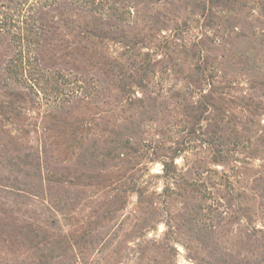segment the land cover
<instances>
[{"label": "rangeland", "instance_id": "1", "mask_svg": "<svg viewBox=\"0 0 264 264\" xmlns=\"http://www.w3.org/2000/svg\"><path fill=\"white\" fill-rule=\"evenodd\" d=\"M20 1L26 10L36 0ZM109 2H115L118 16L103 28L119 43L75 51L66 26L53 34L50 44L43 43L45 64L56 73L75 81L88 79L108 91L76 101L63 94L59 103L50 105L56 106L55 119L44 120L45 101L34 99L22 126H0V139L18 149L43 141L49 166L58 168L59 175L70 174L67 184L44 181L45 190L51 187V196L68 190L71 198L69 222L63 216L58 219L60 233L47 227L29 202L13 204V198L0 191V264L49 261L46 233L48 238L72 235L71 248L53 253L59 258L51 264L58 259L70 264H264V0ZM45 11L50 13L40 18L48 25L59 19L92 25V15L82 7L66 4ZM125 45L133 49L126 53ZM12 51L9 39L1 38L0 61ZM145 55L152 72L127 84L126 92L118 88L115 76L106 77L103 57L118 58L130 68L132 60L140 63ZM69 83L57 82L64 93ZM204 95H210L206 111L194 122ZM130 120L144 121V139L181 150L176 168L187 180L197 181L198 191L177 183L169 185L173 194L162 193L166 181L153 177L162 175L165 149L141 159L129 154L121 158L127 162L114 160L102 171L78 162L81 139L105 135L113 124L124 126ZM91 121L93 126H87ZM35 123L38 134L33 132ZM40 125L47 128L44 133ZM193 126L196 134L189 143L187 132ZM217 135L224 137L221 143L214 142ZM8 169L0 159V178L25 179L23 173L9 174ZM107 180L127 185L139 180L148 193L126 191L112 203L104 189ZM196 211L195 223L202 232L194 235L189 215ZM85 230L89 234L80 240ZM99 235L103 239L97 244Z\"/></svg>", "mask_w": 264, "mask_h": 264}, {"label": "trees", "instance_id": "2", "mask_svg": "<svg viewBox=\"0 0 264 264\" xmlns=\"http://www.w3.org/2000/svg\"><path fill=\"white\" fill-rule=\"evenodd\" d=\"M11 2L10 0H7ZM118 1V0H117ZM14 4L12 8L7 7L0 2V39L8 38L13 47V51L10 56L5 57L0 61V126L15 127L22 123V119L29 113L27 108L28 104L34 102V99L45 101L42 104L45 105V111L43 118L55 119L58 117L56 112V106H50L52 103H59L63 94L69 99L74 101L80 99L82 96L99 97L107 89H102L97 84L88 82V79H82L75 81L71 75H65L58 71L56 73L52 66L45 64V56L43 54V43L50 44L53 34H56L57 30L61 26H66L73 35L72 45L76 51L88 50L89 46H96V44H102L104 42H118V39L108 37L103 24L110 22L117 18L114 3H110L109 0H36L35 5L32 7L22 9V1L11 2ZM70 5L71 8L78 9L82 7L86 12L92 15L91 27L87 25H81L76 20H71L69 24H64L62 19L56 22L50 21L51 25L42 23L41 16L45 17L50 12H42L45 8L51 9L53 7L61 5ZM8 10H11L10 12ZM49 36L47 37V35ZM84 45V46H83ZM124 48L129 53L133 49L130 45H125ZM123 53V54H126ZM121 54V56H124ZM106 67L105 75L110 78L111 76L117 80L119 89L122 93L126 92L127 84L135 82L138 79L139 82L147 77L152 71L150 60L145 55L141 59L140 63L136 60H132L130 68L119 62L118 58H112L110 56L103 57ZM133 70V71H132ZM198 71L205 73L206 69L198 66ZM60 73V74H59ZM206 78V77H205ZM209 80L213 77L208 76ZM58 80L70 81V88L67 93L58 87ZM212 81V80H211ZM77 82V83H76ZM79 82V83H78ZM109 82H114L109 79ZM61 93V94H60ZM109 94V93H108ZM210 95L202 96V100L199 103L200 106L195 112L199 113L194 115V122L200 120L201 114L206 111V104L209 102ZM68 102V101H66ZM107 102V101H105ZM41 103L39 105H42ZM108 104V103H106ZM224 120V119H222ZM94 123L91 121L87 123V126ZM230 121L228 120L227 124ZM42 124V123H41ZM144 121L142 120H130L124 126L112 125L111 129L107 130L105 135L92 134L88 139H81L84 144L80 147L82 152L79 154V160L81 165L89 170H105L114 160L120 159L123 162H127L121 158L126 157L129 154H138L137 158H147L148 156H155L160 151L166 150L162 163V175L154 176L153 178L161 177L166 181V189L162 192L165 196L173 194L170 191L169 185H176L181 183L185 185V188H189L191 191H198V183L195 179L193 181L187 180L186 177L178 172L175 159L180 155L181 150L178 147L164 148V143L161 140L144 139L143 130ZM197 124V123H195ZM29 125V124H28ZM27 125V126H28ZM40 132L44 133L47 128L40 125ZM17 130V129H16ZM35 134L36 131L35 123ZM28 131L27 134H29ZM40 136L43 137V135ZM194 126L187 132V138L189 143L193 142L195 137ZM223 136L217 135L214 142L221 143ZM226 141V140H225ZM223 141V142H225ZM223 144V143H222ZM0 159H3L8 165V173L16 171L17 173H23L25 179L19 181L17 178L10 181L8 177L0 178V191L10 195L14 202L13 204H19L29 202L38 210L42 219H44L47 227L56 229L61 233L62 226L59 224V217L63 216L64 222H69V214L71 205L70 192L64 190L59 195L51 196V187L43 185L44 181L48 183H55L61 185L68 182L69 172H62L59 175V169L54 166H49L47 160V148L42 140L32 141L25 149L13 147L9 142H5L0 139ZM69 170L63 168V171ZM36 180H39L35 182ZM147 184H150L147 182ZM148 186L144 187L142 181H135L131 185L122 183V180L111 181L107 180L104 189L107 191L106 195L111 198V202L117 201L120 195L126 191H134L143 195L147 194ZM187 188V189H188ZM155 195V193H151ZM150 196V193H149ZM168 196V195H167ZM19 202V203H18ZM199 212L196 211L190 216L191 224L194 226L191 229V233L197 235L202 232L196 226L197 217ZM34 232V231H33ZM89 234V231H83L80 236V240H83ZM263 242H264V232ZM254 234H250L249 237H253ZM45 240L48 241L49 247L46 249L51 256L49 261H38L34 264H51V260L59 257H52L53 253L59 255V250L65 248L70 249L69 239L71 234H61L55 237V234L48 235L46 233ZM36 237V235H34ZM52 239V240H51ZM97 244H99L103 237L97 236ZM51 240V241H50ZM44 241V240H43ZM42 241V242H43ZM47 243L46 241H44ZM106 248V247H105ZM61 256V255H60ZM18 264V263H14ZM53 264H70L56 260ZM214 264H229L226 260L222 262H216ZM230 264H251L249 262L242 263L236 262Z\"/></svg>", "mask_w": 264, "mask_h": 264}]
</instances>
